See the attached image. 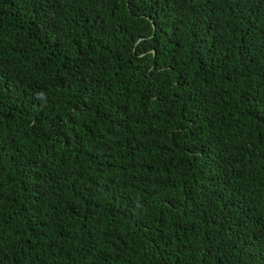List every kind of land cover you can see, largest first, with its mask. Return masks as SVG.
<instances>
[{"label": "trees", "instance_id": "16d2710c", "mask_svg": "<svg viewBox=\"0 0 264 264\" xmlns=\"http://www.w3.org/2000/svg\"><path fill=\"white\" fill-rule=\"evenodd\" d=\"M0 84L2 264H264V0H0Z\"/></svg>", "mask_w": 264, "mask_h": 264}, {"label": "snow or ice", "instance_id": "6c2138e0", "mask_svg": "<svg viewBox=\"0 0 264 264\" xmlns=\"http://www.w3.org/2000/svg\"><path fill=\"white\" fill-rule=\"evenodd\" d=\"M126 2L128 3L129 8H132V7L134 6V0H126ZM40 7L42 8V7H43V4H41ZM37 28H38L39 31L46 32V33H48L49 35H51V33H52L53 31L56 30V25H55V23L52 21L51 18H39V24L37 25ZM205 30H206V32H207L208 34L211 33V31H212V25H211V23H209L208 25H206V29H205ZM200 31H201V29H200L199 27H197V28L195 29L194 34L197 35V36H199ZM89 35L95 37V36L97 35V33H91V32H90ZM183 38H184L183 36L180 37L181 40H182ZM201 42H202V41L198 39V40L196 41V43L193 45V47H196V46H197L198 44H200ZM190 58H191V57H190ZM155 70H156V69H155V67H154V68H153V71H155ZM166 70H167V71H175V68L169 66V68L166 69ZM0 87H3V85L0 84ZM69 87H71V86L69 85ZM175 88H176V83L173 82L172 85H171V89H175ZM171 89H170V90H171ZM253 97H254V94H253ZM262 98H264V96H262ZM160 99H161L160 96H156V97H155V100H156V101H160ZM252 102H253V98H245V100H244V104H245V105H247V104H251ZM238 103H240V101H238ZM73 111H78V109H73ZM165 200H167V197L165 198ZM77 215H79V214L77 213ZM37 218L39 219V216H38ZM41 235H44V233L37 232V234H36V239H37L38 242H39V240H40ZM0 264H2V259H0Z\"/></svg>", "mask_w": 264, "mask_h": 264}]
</instances>
